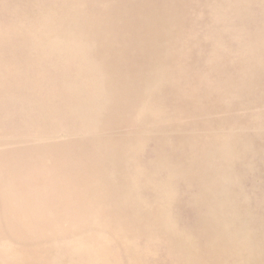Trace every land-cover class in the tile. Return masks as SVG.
Instances as JSON below:
<instances>
[{
    "label": "rangeland",
    "instance_id": "374dc122",
    "mask_svg": "<svg viewBox=\"0 0 264 264\" xmlns=\"http://www.w3.org/2000/svg\"><path fill=\"white\" fill-rule=\"evenodd\" d=\"M0 264H264V0H0Z\"/></svg>",
    "mask_w": 264,
    "mask_h": 264
}]
</instances>
